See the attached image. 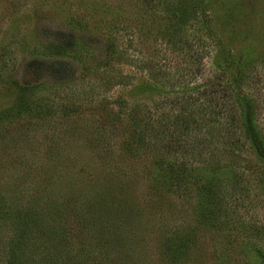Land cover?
<instances>
[{
  "label": "rangeland",
  "instance_id": "1",
  "mask_svg": "<svg viewBox=\"0 0 264 264\" xmlns=\"http://www.w3.org/2000/svg\"><path fill=\"white\" fill-rule=\"evenodd\" d=\"M201 1L0 0V192L70 249L96 242L102 228L86 237L79 218L113 190L140 224L129 236L119 209L104 228L123 221L139 264H171L184 244L165 253L158 232L188 229L200 242L187 264H264V161L244 123L250 109L264 143V0L173 17ZM11 236L0 226V264Z\"/></svg>",
  "mask_w": 264,
  "mask_h": 264
},
{
  "label": "trees",
  "instance_id": "2",
  "mask_svg": "<svg viewBox=\"0 0 264 264\" xmlns=\"http://www.w3.org/2000/svg\"><path fill=\"white\" fill-rule=\"evenodd\" d=\"M206 5H208V1L202 0L199 5L200 11L193 8H191L189 13L186 11L185 16L188 14L187 19L183 16L175 14H173V17L178 21L182 20L186 26L194 24V22L196 23L197 19H199L203 14H206ZM182 7L183 5L180 8ZM177 43L178 42H176V45H178ZM61 47L62 46H60V48ZM191 50L192 49L190 48V51ZM63 51H65V49H63ZM215 93L217 92H213L212 94ZM190 99L191 97H184L181 104H188ZM249 110L250 109H245L244 116L246 136L249 138L250 144L253 146L257 155L264 161V143L255 128V123L253 118L250 116ZM159 124L157 127H159ZM135 125H137L135 126V131L140 132L144 130L143 126L138 124L137 121ZM1 126L2 125H0V128ZM2 128L4 129V127ZM153 128L156 129L152 125V130H154ZM157 130H159V128ZM175 132L176 134L174 138L178 139H187L186 136L191 133L190 129L187 133H184V131L182 133H179L178 131ZM3 142H6L4 141V132L0 135V145H2ZM1 159L0 150V160ZM101 196L105 199V202L100 209H96L99 212L98 216L87 210L91 214L88 217L89 219H87V217L85 218V216L83 218H79V223H85L83 224V228L85 230L86 237L88 235L85 226L88 228L94 226L95 235L98 232V226L102 228L101 232L97 233L96 242L91 245L90 243H87L86 240H81L79 245H75V249L73 250L68 247L69 238L66 239L67 231L61 230L60 228L57 229L50 227L47 224L41 226L39 224V220L42 212L40 213L35 207H23L19 203L18 197L7 193V191L3 188L0 192V226L7 227V229H9L12 233V236L7 244V253L3 264H139L140 262L138 261V258L136 259L135 257L136 251L134 249L132 250L129 245V236L132 237V233H135V229L139 227V219H136L134 216V211L131 213L126 212L123 208L124 202H122L120 195L115 194L113 190H111L110 193L102 194ZM43 201L45 202V200ZM46 203L48 205L52 204L49 200ZM59 207L62 208L59 205L55 206L53 208V212L49 211V213L52 214V217L54 215L55 218H58L56 220L53 217L57 223L61 224L63 221V214H61ZM103 208L105 211H103ZM119 209L126 220H129L133 224V228L130 232H128L129 236L126 238L124 237L128 233L127 231H124V226L126 225H123V221L122 224H119L120 227L114 225L107 230L104 228V225L108 220L103 219V217L108 219V211L112 213L114 210ZM101 222L104 223L101 224ZM189 230L190 229H188V231L186 230L187 232L185 237L175 231L171 232L168 230L165 232H158L159 243L161 244L163 251H165V243L166 245H172L173 243L184 244L183 248L179 249L178 254H174V248L168 245L169 250L171 249V262L169 263L187 264L192 259L195 252V246H197L200 242V235L194 231V233H190L188 237ZM257 251L261 255V261L264 262V253L260 249H257ZM167 252L169 253V251Z\"/></svg>",
  "mask_w": 264,
  "mask_h": 264
}]
</instances>
